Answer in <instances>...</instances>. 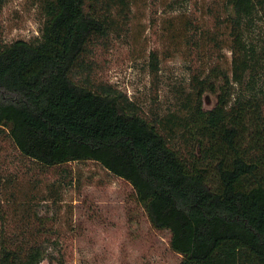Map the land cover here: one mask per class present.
I'll use <instances>...</instances> for the list:
<instances>
[{"label": "trees", "instance_id": "1", "mask_svg": "<svg viewBox=\"0 0 264 264\" xmlns=\"http://www.w3.org/2000/svg\"><path fill=\"white\" fill-rule=\"evenodd\" d=\"M134 1L37 0L39 38L0 34V134L43 167L93 161L128 182L180 264H264V41L253 35L264 0H226L231 71L193 72L183 109L167 117L99 77L98 56L127 34ZM149 67L158 87V51ZM1 222L0 264H42L58 244L43 227Z\"/></svg>", "mask_w": 264, "mask_h": 264}, {"label": "rangeland", "instance_id": "2", "mask_svg": "<svg viewBox=\"0 0 264 264\" xmlns=\"http://www.w3.org/2000/svg\"><path fill=\"white\" fill-rule=\"evenodd\" d=\"M226 0H135L129 30L98 56L101 80L118 87L145 113L167 117L183 109L193 72L215 64L231 71ZM222 23L221 50L208 39ZM37 0H7L0 34L11 43L41 36ZM264 41V25L253 34ZM160 56L159 85L149 67L150 53ZM217 103L204 96V108ZM1 221L43 227L50 244L42 264H180L168 231L154 229L133 187L100 164L75 162L54 167L24 158L0 134ZM14 193V196L11 195ZM10 226V224H9Z\"/></svg>", "mask_w": 264, "mask_h": 264}]
</instances>
